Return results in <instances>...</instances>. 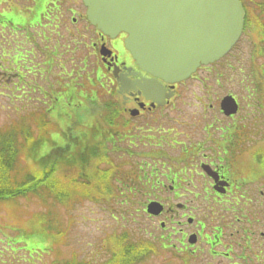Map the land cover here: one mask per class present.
<instances>
[{
	"label": "flooded vegetation",
	"instance_id": "af4514ba",
	"mask_svg": "<svg viewBox=\"0 0 264 264\" xmlns=\"http://www.w3.org/2000/svg\"><path fill=\"white\" fill-rule=\"evenodd\" d=\"M77 2L0 0V6L5 4L0 9V76L4 77L0 87L9 92L18 90L26 95L32 79L37 78V88L43 95L42 103L45 105L43 114L46 115H56L60 104L63 105L62 100L68 102V99L76 96L73 81L77 77V70L64 62V72H61L60 57L63 46L66 47L64 53H78L77 33L67 24L69 13L77 10ZM63 25L64 32L61 31ZM62 38L67 39L69 44L62 45ZM124 38V33L109 37L95 30L92 36H87L90 43L85 46L87 50L83 59L86 64L91 57L99 61L105 85L109 88L107 93L111 97L104 100L102 105L104 111L115 117L116 123L106 125L108 134L105 136L110 135L111 141L127 140L128 144L142 141L146 147L145 150L138 148L133 151L137 158V170L134 171L133 166L131 171L139 180L133 192L151 196L180 197L185 193L210 196L201 213L207 215L210 221L217 218V223L208 225L211 226V234L202 240L201 235L207 226L205 221H200L197 229L188 231L183 226L188 223L192 226L193 223L187 217L186 222H176L181 246L187 252L196 253V245L205 243L208 254H222L229 257L232 264H264V156L258 155L261 152L258 142L253 144L250 141V145H244L246 141L233 139L234 130L227 135L220 133L214 136L211 125L207 130L205 125L202 126L204 138L201 140H179L178 136L183 132L180 134L177 131H173L168 138L171 129L164 130L162 127L157 130L156 136H142L139 132L143 130L142 126L133 135L125 133L119 138L111 135L121 129L135 128L134 124L130 125V119L146 121L147 126L157 117L161 118L160 113L179 96L186 81L174 84L162 82L164 93H159L158 100H155L153 93L143 92L136 82L142 83L144 78H151V75L135 64L124 47ZM22 49L26 52L24 56L18 54ZM73 55H70V60ZM62 75L69 79L68 83L63 81ZM11 76L16 80L12 88L8 84L13 79ZM44 84L47 86L44 87ZM115 97L120 98V102ZM159 100L162 104H159ZM119 114L123 118L117 121ZM229 119L234 121L235 116ZM92 140L93 137L87 136L82 141L91 144ZM164 143L167 146L169 143L175 153L170 154L164 148ZM188 185L192 186L187 188ZM176 207L185 208L180 204H176ZM166 211L175 210L169 207ZM193 233L197 236L196 243L185 242ZM190 247L193 250L189 251ZM227 248H230V252H223Z\"/></svg>",
	"mask_w": 264,
	"mask_h": 264
},
{
	"label": "rangeland",
	"instance_id": "374dc122",
	"mask_svg": "<svg viewBox=\"0 0 264 264\" xmlns=\"http://www.w3.org/2000/svg\"><path fill=\"white\" fill-rule=\"evenodd\" d=\"M249 1V0H248ZM258 0H250L248 6L251 11L254 12L255 8H258ZM5 4H3L4 6ZM2 7V6H0ZM85 9L78 0L76 13L71 17L75 18L74 23H70L67 20L69 27L74 30V32L82 34L87 33L91 36V31L84 28L82 25L84 21H81ZM264 12L260 15V21L264 24ZM255 14V13H254ZM75 24V25H74ZM61 31L64 32V25L61 28ZM77 35V34H76ZM81 38V36H78ZM67 39H60L62 45L69 44ZM260 38L253 33L252 31L247 30L242 34L239 42L234 47L232 52L221 59L216 66H211L205 69L198 71V78L187 81L185 85L181 88L180 94L176 97L172 104L165 108L160 115L157 117L156 121H152L147 126L146 121L139 122L138 119H130V125L135 126V128L130 127L126 130L121 129L120 132L111 134L114 137L119 138V136L133 135L135 130L139 131V127H143V130H140L141 135L146 136H156L158 134V129L160 127L164 130L171 129L172 132L167 137L170 138L173 134V131H177L181 134L178 136V139L185 141L199 140L202 135V126L212 122V115L215 114V109H204L205 105H214L216 99H219L221 95L226 93L229 90H232L238 94H244L243 90H238V82L235 76L239 73L238 68L245 73H251L254 71L258 73L259 65L264 63V59L261 57H255L256 44H259ZM86 48L78 46V53L71 54V51H68L64 55H61L60 61L62 63L67 62V66L75 68L76 70L82 67L81 60L85 56ZM70 55H73V59L70 60ZM229 65L231 67H229ZM69 67V68H70ZM97 69L96 61L91 57L89 59L88 70ZM79 72V78L77 81L79 84H83V88L86 90L93 88L97 91L99 96V101L103 102L104 100L109 99L111 96L106 85L101 87L97 82L94 83V87L86 84L85 80V71ZM227 70L228 72L234 71L236 74L232 76L230 74H224L222 77H219L218 74L221 71ZM13 75V74H11ZM256 76V85L257 88L260 87L261 82L264 83V78H260L259 75ZM13 79L8 81L9 87H13V83L16 80L13 76ZM0 76V84L2 82ZM201 78H206L204 82L200 80ZM219 79V84L215 83V80ZM94 81V79H93ZM243 85H249L248 81H243ZM42 84V83H41ZM47 84H44L46 87ZM217 87L219 91H217ZM15 88V86H14ZM2 93H7V90L1 89ZM240 91V92H239ZM209 92V96H207ZM17 90L13 95H17ZM12 95L10 97H5L0 95V130H8L17 128L15 124L22 122V117L27 116L23 112L29 113L31 106L35 105L41 111L36 112L37 114L43 113L45 105H42L34 98L36 94L33 95V98L30 99H14ZM28 95V94H27ZM32 96V95H29ZM199 98V99H198ZM240 102L242 105L241 110L239 111V131L242 133V138L245 141H262L264 136L259 137L263 134V124L262 116L258 110V107L264 106V101L257 102L255 101L256 108L252 107L249 103H253V98L245 99L244 96H239ZM117 101L120 102V98L115 97ZM70 99L68 102H70ZM42 102V101H40ZM65 104V100L61 101ZM83 103H86L83 101ZM63 106L60 104L59 110L56 112V115H51L44 113L40 116L43 121L57 124V127L45 128V131H41L42 137L37 141L39 144L35 151L36 158L31 156V150L29 147L23 148L22 153L25 156H22L24 159L18 160L23 166L24 165H33L34 160L39 159V157L49 156V154L54 150L50 148L55 142L57 146L64 142V136L69 143H73L77 140V135L75 132H71L70 128L73 124L79 125L83 130H86L87 133H90L93 137L91 145L89 148L88 154L83 156L84 159H87L86 165L84 168H81L78 165V162L75 161L74 165L72 163L69 169L63 170V168L56 167L54 173L59 174L64 177L73 178L76 183H80L81 177L87 178L91 175V171L94 168H99V170H104L109 164L103 163L105 159L112 161V158L116 162V166L119 165L118 161L124 159L130 162L133 167L137 158L133 155H127L125 152H115L119 150L117 148L113 149L112 145L121 147L123 149L134 150L141 148L143 150L146 147L143 146V142H134V144H128L127 140H122L121 142L109 140L110 135L106 132L107 127L105 125H98L97 121L101 120L102 115L94 113L93 116L89 115V112L85 110V105L73 106V114L70 116H64V108L69 107ZM120 107V106H119ZM207 107V106H206ZM212 108V107H211ZM214 108V107H213ZM90 109V105H88ZM40 110V109H39ZM99 110V108H98ZM33 112V111H32ZM31 112V113H32ZM30 113V114H31ZM104 113V111H102ZM20 117H17V116ZM218 120L220 125L228 123L230 119L224 118L223 115L218 114ZM33 117L26 118L28 124L30 123ZM79 119L81 125L78 124L75 119ZM123 118V115L119 114L117 121ZM142 118V117H141ZM15 121V123H14ZM264 121V120H263ZM12 122V123H11ZM36 122L29 124L33 132L25 134V137L19 141L22 142L23 147L30 146L35 142V139L40 135L38 129L35 127ZM13 126V127H12ZM86 128H84V127ZM79 130L78 128H75ZM74 129V131H75ZM219 134V131H216ZM66 134V135H65ZM81 135V134H80ZM79 135V136H80ZM136 139V138H134ZM117 140V139H116ZM248 142L246 144H248ZM188 144V143H186ZM90 145V144H89ZM64 148V147H62ZM98 150L99 154L94 157L93 149ZM164 148L170 153L174 154L175 151L171 149L170 144L168 146L164 143ZM49 149V150H48ZM48 150V151H47ZM47 151V152H46ZM46 152V153H45ZM42 153L45 155H42ZM103 154V155H101ZM74 160V159H73ZM77 160V158L75 159ZM97 162V163H96ZM55 168V167H51ZM83 169V170H82ZM82 170V172H80ZM134 171L137 170V166L133 168ZM129 172L125 169L117 167V170L114 173V176H128ZM116 183V182H115ZM186 183V182H184ZM116 192L117 196L114 199H109L108 201L100 200L99 202H94L89 199L82 200H73L67 201V203H54L52 199L47 197L44 201H39L32 196L28 198H18L16 200H1L0 201V264H50L52 261L62 262L69 259L86 261L88 264H102L110 257V244L113 238L112 236H121L125 235L133 241H139L145 245H150L151 239L147 238L146 233H151L152 235L164 236L169 232H173L177 228L176 222L182 221L186 222L188 215L194 217V222L192 226L190 223L183 226L188 231L191 229H197V222L199 221V215L202 212L206 202L201 201L200 197H195L192 194L185 193L184 196L175 197L172 195H160L159 201L165 205V209L169 207L174 208L175 211H166L162 212L159 216H153L149 218L144 214L136 213L134 206L121 203V200L125 196V192L128 189L135 188L138 185L136 183H131L128 186H121L116 183ZM192 185H188L187 188H190ZM74 192V191H73ZM114 192V195L116 194ZM121 194L119 195V193ZM76 193V192H75ZM139 193V192H137ZM74 198V197H72ZM124 200V199H123ZM184 204L185 209L175 208L174 204ZM207 215L203 216L201 221H205L207 226L204 227V233L211 234V226H208L210 223L208 221ZM164 222L165 229L159 227L160 222ZM178 235H171V242L176 243ZM202 240H204L201 235ZM164 241V239H160ZM180 246L170 247L167 249H162L157 251L149 256L141 264H183L182 258L184 256L188 257L185 264H230V262L222 257H212L207 252V245L205 243H200L196 245L195 254L189 257V254L182 253L179 250ZM193 250L192 247L188 249ZM192 252V251H190Z\"/></svg>",
	"mask_w": 264,
	"mask_h": 264
},
{
	"label": "water",
	"instance_id": "95a60500",
	"mask_svg": "<svg viewBox=\"0 0 264 264\" xmlns=\"http://www.w3.org/2000/svg\"><path fill=\"white\" fill-rule=\"evenodd\" d=\"M87 19L102 32L127 33L125 45L139 67L154 77L184 79L199 64L215 61L240 36L239 0H83ZM227 102L228 113L233 112ZM158 214L161 205L148 204Z\"/></svg>",
	"mask_w": 264,
	"mask_h": 264
},
{
	"label": "trees",
	"instance_id": "16d2710c",
	"mask_svg": "<svg viewBox=\"0 0 264 264\" xmlns=\"http://www.w3.org/2000/svg\"><path fill=\"white\" fill-rule=\"evenodd\" d=\"M258 1V11L255 10V14L252 11H246L244 30H252L253 28L258 31L260 40L259 44H256L255 57L264 59V28H262L260 22V15L264 12V0ZM258 69V73L253 71L252 75L264 77V63L260 64ZM78 124L80 123L78 122ZM19 133L22 134V137L27 134L26 129L22 132L17 129L0 130V201L28 196H34L41 202L49 197L56 203H67L70 199L73 201L83 198L94 202L114 199L116 196L114 192L117 190L115 185L119 181L108 178L114 177V174L106 173L105 169L94 168L91 171V177H81L80 183H76L71 177H64L54 173L56 167L63 168L65 171V169L70 168V163L74 165L75 161L78 162L81 168H84L86 163L89 162L83 156L88 154L89 148L93 145L90 144L87 147L88 143L85 145L81 144L79 140L82 142L83 138L79 137L78 140L77 137V140L73 143L66 142L63 146L64 148H55L49 156L39 157V159L34 160L32 166H23L18 161L24 159L22 157L23 147L16 142V135ZM37 141L30 148V154L33 158H36L34 157L35 151L39 144ZM93 150L95 157L99 152L98 150L96 152L95 148ZM76 157H78L77 160H75ZM118 178L121 177L118 176ZM109 246L111 255L102 264H141L151 253L149 245L130 240L125 235L113 237ZM50 264H88V262L75 260L74 257V259L62 262L52 261Z\"/></svg>",
	"mask_w": 264,
	"mask_h": 264
}]
</instances>
